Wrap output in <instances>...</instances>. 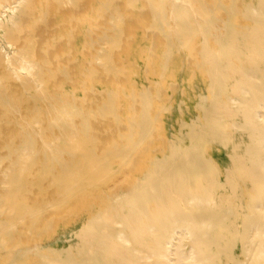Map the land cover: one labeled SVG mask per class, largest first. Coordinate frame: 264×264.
Masks as SVG:
<instances>
[{
	"label": "rangeland",
	"instance_id": "rangeland-1",
	"mask_svg": "<svg viewBox=\"0 0 264 264\" xmlns=\"http://www.w3.org/2000/svg\"><path fill=\"white\" fill-rule=\"evenodd\" d=\"M9 3L16 7L14 17L26 19L0 29V46L13 51L7 41L19 34L29 36L30 45L39 40L46 48L38 53L39 63L48 70L39 96L12 87L14 82L4 84L11 80L0 73V158L16 142H34L36 158L45 160L43 149L53 152L46 133L51 124L63 117L58 132L65 147L66 116L92 113L93 160L108 161L119 171L105 183L97 182L101 175L87 177L77 193L63 202H53L59 192L51 186L46 192L32 191L16 209L0 204V264H76L91 251L101 257L100 264H123L119 255L95 250L90 233L102 210H114L109 204L120 205L131 191L141 193L128 199L136 206L144 204L140 196L148 192L152 177L163 187V194L169 192L183 178V170L165 173V168L186 157V152L204 160V108L209 101L225 107L220 99L237 95L238 57L246 56L248 66L249 57L256 56L253 44L264 40V0ZM180 26L192 33L190 44L179 38ZM234 103L230 108L235 110ZM26 113L29 120H24ZM37 115L43 119L32 123ZM140 126L146 127L143 135ZM115 148H127L132 154L111 157ZM67 153L65 159L84 157L80 152ZM22 207L43 211L20 217ZM127 211L114 212L122 228Z\"/></svg>",
	"mask_w": 264,
	"mask_h": 264
},
{
	"label": "bare ground",
	"instance_id": "bare-ground-1",
	"mask_svg": "<svg viewBox=\"0 0 264 264\" xmlns=\"http://www.w3.org/2000/svg\"><path fill=\"white\" fill-rule=\"evenodd\" d=\"M15 9L9 0H0V29L6 30V23L16 25L26 19L14 17ZM17 30L23 32L20 26ZM4 35L8 36V31ZM178 35L183 43H191L192 33L183 26ZM7 43L14 49L0 46V73L11 81L3 83L14 82L12 87L39 96L46 82L43 73L48 69L40 65L38 53L46 48L39 40L30 45L29 36L23 34L10 37ZM252 48L256 56L249 57L248 66L246 56L238 57L235 98L226 94L220 99L225 107L209 101L204 108V160L186 152V157L165 168V173L183 170V178L166 194L152 177L145 190L148 192L140 196L144 204L136 206L130 201L141 193L133 191L126 195L130 199L120 205L110 203L114 210H102L96 229L90 233L98 248L95 250L117 254L123 264H264V40ZM256 60L262 64H254ZM232 100L236 101L235 110L230 108ZM27 117L26 113L24 120H29ZM66 118L67 144L64 147L60 143V116L46 132L53 152L43 149L45 160L36 158L38 148L34 142H16L0 158L2 208L16 209L32 191L46 192L51 186L59 192L53 202H63L77 193L87 177L101 175L97 182L105 183L118 173L108 161L93 160L95 134L89 126L93 114L77 118L68 114ZM42 119L37 115L30 121L37 124ZM138 132L143 135L146 127L140 126ZM68 151L80 152L84 157L78 160L72 155L65 159ZM130 154L127 148L110 151L111 157ZM120 209H128L124 228L113 218ZM18 211L20 217H35L43 209L22 207ZM100 258L91 251L76 264H100Z\"/></svg>",
	"mask_w": 264,
	"mask_h": 264
}]
</instances>
